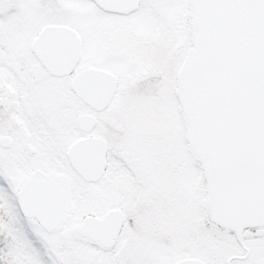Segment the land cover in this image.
<instances>
[{"label": "snow or ice", "instance_id": "obj_1", "mask_svg": "<svg viewBox=\"0 0 264 264\" xmlns=\"http://www.w3.org/2000/svg\"><path fill=\"white\" fill-rule=\"evenodd\" d=\"M0 220L21 264H264V0H0Z\"/></svg>", "mask_w": 264, "mask_h": 264}, {"label": "rangeland", "instance_id": "obj_2", "mask_svg": "<svg viewBox=\"0 0 264 264\" xmlns=\"http://www.w3.org/2000/svg\"><path fill=\"white\" fill-rule=\"evenodd\" d=\"M25 223L35 238L50 247L54 246V237L46 232L36 220L25 218ZM0 232L4 234L6 241L5 248L0 249V264H21L18 261L16 253L30 254L27 247L28 238L24 233L23 226L10 227L7 221L0 220Z\"/></svg>", "mask_w": 264, "mask_h": 264}, {"label": "water", "instance_id": "obj_3", "mask_svg": "<svg viewBox=\"0 0 264 264\" xmlns=\"http://www.w3.org/2000/svg\"><path fill=\"white\" fill-rule=\"evenodd\" d=\"M25 217H35L43 228L48 232H51V223L48 215L44 212H33L31 210H25Z\"/></svg>", "mask_w": 264, "mask_h": 264}, {"label": "flooded vegetation", "instance_id": "obj_4", "mask_svg": "<svg viewBox=\"0 0 264 264\" xmlns=\"http://www.w3.org/2000/svg\"><path fill=\"white\" fill-rule=\"evenodd\" d=\"M25 218H27V217H25ZM29 219H34V220H36L37 221V219L35 218V217H31V218H29ZM38 222V221H37ZM39 224V223H38ZM40 225V224H39ZM44 229V228H43ZM45 230V229H44ZM46 231V230H45ZM47 232V231H46Z\"/></svg>", "mask_w": 264, "mask_h": 264}, {"label": "trees", "instance_id": "obj_5", "mask_svg": "<svg viewBox=\"0 0 264 264\" xmlns=\"http://www.w3.org/2000/svg\"><path fill=\"white\" fill-rule=\"evenodd\" d=\"M4 264V263H3Z\"/></svg>", "mask_w": 264, "mask_h": 264}]
</instances>
